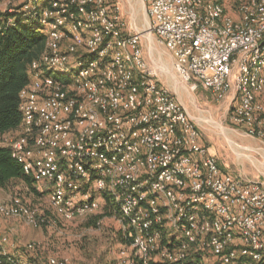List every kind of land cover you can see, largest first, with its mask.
<instances>
[{
	"label": "built area",
	"instance_id": "1",
	"mask_svg": "<svg viewBox=\"0 0 264 264\" xmlns=\"http://www.w3.org/2000/svg\"><path fill=\"white\" fill-rule=\"evenodd\" d=\"M147 29L185 81L217 99L264 142V0H143ZM0 30L19 18L45 46L19 93L16 133L0 136L25 174L49 190L64 220L115 208L124 244L111 264H264V183L224 172L184 104L155 76L142 34L124 32L111 0H5ZM124 25V24H123ZM56 218L0 187V218ZM174 231L176 242L165 237ZM0 226V264L20 259ZM34 245L29 244L32 248ZM213 258V261L210 260ZM48 264H81L49 256Z\"/></svg>",
	"mask_w": 264,
	"mask_h": 264
},
{
	"label": "rangeland",
	"instance_id": "2",
	"mask_svg": "<svg viewBox=\"0 0 264 264\" xmlns=\"http://www.w3.org/2000/svg\"><path fill=\"white\" fill-rule=\"evenodd\" d=\"M111 1L118 9L122 30L142 34L147 64L161 84L184 104L199 126L202 140L217 157L223 171L233 175L241 173L242 176L264 183V142L249 136L232 121L235 99H217L212 91L201 84L194 88L195 80L182 79L170 57V51L157 45L156 35L145 31L148 19L143 0ZM221 1L225 3L229 14L240 18L236 0ZM6 7L5 0H0V17L6 13ZM159 55L162 63H159ZM16 132L18 130L13 129L9 133ZM2 196L6 200L11 196H19L31 208H42L57 219L54 225L33 226L21 219L0 218L1 230L10 239L7 247L20 259L48 264L49 256H64L81 264H111L115 253L124 244L117 218L119 213L115 209L110 211L104 204L98 211L68 221L51 208L49 190L44 183L33 182L32 188H28L22 181L12 180L2 187ZM165 237L174 242L179 238L170 229ZM29 244L34 246L30 248ZM210 260L213 261V258L210 257Z\"/></svg>",
	"mask_w": 264,
	"mask_h": 264
},
{
	"label": "trees",
	"instance_id": "3",
	"mask_svg": "<svg viewBox=\"0 0 264 264\" xmlns=\"http://www.w3.org/2000/svg\"><path fill=\"white\" fill-rule=\"evenodd\" d=\"M44 46L45 35L40 28L23 22L21 18L14 25L0 30V136L21 124L19 93L29 81V64L40 56ZM12 180L22 181L28 188H32L35 182L32 176L25 174L10 150L0 147V187H6ZM104 206L110 211L115 209Z\"/></svg>",
	"mask_w": 264,
	"mask_h": 264
},
{
	"label": "crops",
	"instance_id": "4",
	"mask_svg": "<svg viewBox=\"0 0 264 264\" xmlns=\"http://www.w3.org/2000/svg\"><path fill=\"white\" fill-rule=\"evenodd\" d=\"M240 14V13H239ZM240 16V15H239ZM154 42V41H153ZM157 43V45H160V46H163L166 50L168 49L166 46H164L163 44H161L159 41L158 42H156ZM156 43H153L155 46H157L156 45ZM169 50V49H168ZM167 50V51H168ZM156 51L157 52H159V50L156 48ZM169 53H171V52H169ZM160 56V55H159ZM170 57L174 60V58H173V56H172V54H170ZM160 61H159V63L161 62L162 63V58H161V56H160ZM163 61H165L164 59H163ZM228 99L230 100V101H232V99H233V94H229L228 96ZM257 99L260 101V102H263L264 103V93H262V94H258V96H257ZM212 152V151H211ZM222 169V168H221ZM223 170V169H222ZM236 175H242L241 173L240 174H236Z\"/></svg>",
	"mask_w": 264,
	"mask_h": 264
}]
</instances>
